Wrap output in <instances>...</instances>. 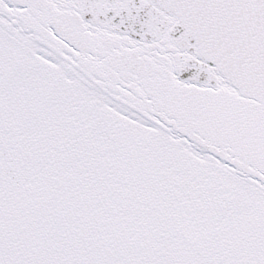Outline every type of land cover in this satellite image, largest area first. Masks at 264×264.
<instances>
[{
    "label": "snow or ice",
    "instance_id": "6c2138e0",
    "mask_svg": "<svg viewBox=\"0 0 264 264\" xmlns=\"http://www.w3.org/2000/svg\"><path fill=\"white\" fill-rule=\"evenodd\" d=\"M0 264H264V0H0Z\"/></svg>",
    "mask_w": 264,
    "mask_h": 264
}]
</instances>
